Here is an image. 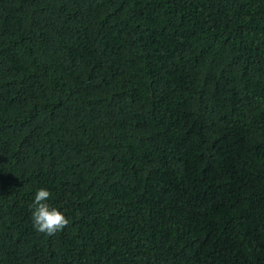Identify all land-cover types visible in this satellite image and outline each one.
I'll list each match as a JSON object with an SVG mask.
<instances>
[{"label": "trees", "instance_id": "obj_1", "mask_svg": "<svg viewBox=\"0 0 264 264\" xmlns=\"http://www.w3.org/2000/svg\"><path fill=\"white\" fill-rule=\"evenodd\" d=\"M0 264H264V0H0Z\"/></svg>", "mask_w": 264, "mask_h": 264}, {"label": "clouds", "instance_id": "obj_2", "mask_svg": "<svg viewBox=\"0 0 264 264\" xmlns=\"http://www.w3.org/2000/svg\"><path fill=\"white\" fill-rule=\"evenodd\" d=\"M50 197V192L44 188L39 189L34 196V201L30 205L32 211V221L35 230L48 236L55 235L64 229L69 220L64 213L55 207H50L46 202Z\"/></svg>", "mask_w": 264, "mask_h": 264}]
</instances>
